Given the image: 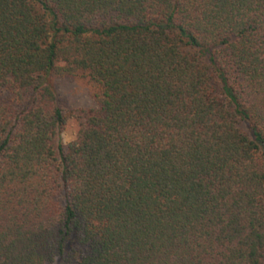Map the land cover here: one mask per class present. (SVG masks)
I'll list each match as a JSON object with an SVG mask.
<instances>
[{
  "label": "trees",
  "instance_id": "trees-1",
  "mask_svg": "<svg viewBox=\"0 0 264 264\" xmlns=\"http://www.w3.org/2000/svg\"><path fill=\"white\" fill-rule=\"evenodd\" d=\"M0 264H264V0H0Z\"/></svg>",
  "mask_w": 264,
  "mask_h": 264
},
{
  "label": "rangeland",
  "instance_id": "rangeland-1",
  "mask_svg": "<svg viewBox=\"0 0 264 264\" xmlns=\"http://www.w3.org/2000/svg\"><path fill=\"white\" fill-rule=\"evenodd\" d=\"M51 88L60 104L66 109H81L93 106V89L80 74L71 78L50 80ZM74 136L72 129H64L57 133L55 143L65 146Z\"/></svg>",
  "mask_w": 264,
  "mask_h": 264
}]
</instances>
